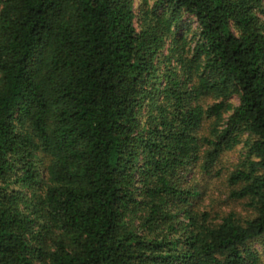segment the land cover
I'll list each match as a JSON object with an SVG mask.
<instances>
[{
  "label": "trees",
  "instance_id": "16d2710c",
  "mask_svg": "<svg viewBox=\"0 0 264 264\" xmlns=\"http://www.w3.org/2000/svg\"><path fill=\"white\" fill-rule=\"evenodd\" d=\"M252 241L264 0H0V264H260Z\"/></svg>",
  "mask_w": 264,
  "mask_h": 264
},
{
  "label": "rangeland",
  "instance_id": "374dc122",
  "mask_svg": "<svg viewBox=\"0 0 264 264\" xmlns=\"http://www.w3.org/2000/svg\"><path fill=\"white\" fill-rule=\"evenodd\" d=\"M233 102H236V99H233ZM235 156H237V150L235 153L232 152L225 153L222 156L219 165L229 164L230 162L235 160ZM207 195H209L211 198L210 204L212 205L214 210L223 211V212H228L230 210L243 212L238 202H232L226 199L224 182H221L219 180L218 182H216L215 178L212 179L209 178ZM205 202L209 203V201H205ZM249 247L259 256V263L264 264V246L260 242L252 241L250 242Z\"/></svg>",
  "mask_w": 264,
  "mask_h": 264
}]
</instances>
